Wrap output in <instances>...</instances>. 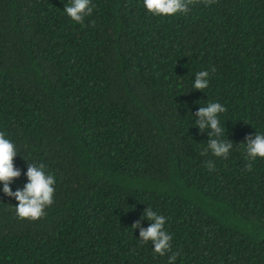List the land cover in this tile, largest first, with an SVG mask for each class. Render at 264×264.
Here are the masks:
<instances>
[{"label": "trees", "instance_id": "obj_1", "mask_svg": "<svg viewBox=\"0 0 264 264\" xmlns=\"http://www.w3.org/2000/svg\"><path fill=\"white\" fill-rule=\"evenodd\" d=\"M70 3L0 0V132L21 172L10 187L29 163L56 180L34 221L0 182V264H168L173 252L175 264H264V158L245 170L246 137L264 134V0L172 16L91 0L83 24ZM205 70L208 87L192 89ZM211 102L227 109V158L195 125ZM147 207L166 218L164 256L132 228Z\"/></svg>", "mask_w": 264, "mask_h": 264}, {"label": "clouds", "instance_id": "obj_2", "mask_svg": "<svg viewBox=\"0 0 264 264\" xmlns=\"http://www.w3.org/2000/svg\"><path fill=\"white\" fill-rule=\"evenodd\" d=\"M215 0H143L144 6L148 12L157 16H172L177 13L187 14L191 7L199 4L209 6ZM66 14L76 23L83 24L86 16H91L93 6L91 0H71L70 5H65ZM215 71V68L212 69ZM209 71H199L196 73L193 88L204 91L209 85ZM227 109L219 102H211L206 107H200L195 113V125L201 132L211 129L208 140V150L215 157L227 158L233 143L228 140L220 139L223 135V129L220 126L218 114L225 112ZM215 137V138H213ZM246 158L248 163L245 170H253V162L257 157L264 158V134H255L246 137ZM207 151V150H206ZM17 150L13 142L5 137L4 132H0V182L3 183V192L10 197H15L19 202L16 205V215L20 219L37 220L46 215L45 209L54 203V185L55 177L45 173V165L40 163H29L26 176L28 182L22 189L12 191L10 184L21 175L18 168L14 166V157ZM204 154V153H202ZM206 167L210 171L215 170V165L209 161ZM153 221L147 228L141 226V219ZM141 219L135 221L133 229L139 228V238L142 242L151 241L156 254L164 256L171 251L172 237L164 230L166 218L158 215L150 207H147ZM178 252H173L169 256L168 264H175Z\"/></svg>", "mask_w": 264, "mask_h": 264}]
</instances>
